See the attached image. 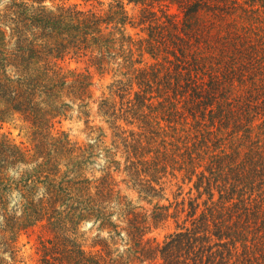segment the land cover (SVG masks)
<instances>
[{
  "label": "trees",
  "instance_id": "16d2710c",
  "mask_svg": "<svg viewBox=\"0 0 264 264\" xmlns=\"http://www.w3.org/2000/svg\"><path fill=\"white\" fill-rule=\"evenodd\" d=\"M82 1L92 7L6 0L0 9V121L20 116L34 148L30 158L0 135V264H22L19 237L39 223L52 235L37 264H264V0ZM68 57L86 66L66 68ZM95 73L113 75L98 102L112 143L92 181L85 172L105 128L89 127L99 134L84 145L53 128L75 106L90 118ZM120 152L124 181L142 197L156 198L171 175L193 184L189 198L138 212L116 189ZM169 218L174 232L145 240ZM85 221L116 248H86Z\"/></svg>",
  "mask_w": 264,
  "mask_h": 264
},
{
  "label": "rangeland",
  "instance_id": "374dc122",
  "mask_svg": "<svg viewBox=\"0 0 264 264\" xmlns=\"http://www.w3.org/2000/svg\"><path fill=\"white\" fill-rule=\"evenodd\" d=\"M6 0L0 1V9L5 6ZM45 4L49 7L58 6V5H70V4H79L83 8H91L90 4H86L82 0H45ZM99 8H107L105 6H98ZM139 7L134 5H128L127 11L129 15L134 18L139 14ZM128 31L136 38H140L141 35L144 34L141 32L140 28H134L131 25L128 26ZM140 34V35H139ZM148 59V56H147ZM150 60V59H148ZM66 68H84L86 64L83 61H79V59L68 57L66 60L61 62ZM113 75L108 74L106 77L101 78L99 74L95 73V87L93 88V100L91 101L88 109L90 110L91 116L89 119H86L84 116L78 115V107L75 106V110L70 114L72 117H69L62 122L57 121L54 124L53 130L55 132L65 131L69 133V136L72 141H77L80 144L84 145L88 142L94 143L96 142V138L99 134L98 131H90L89 127H104L106 132V137H104L103 147L99 149L97 156L93 158L92 163L85 172V175L89 180L96 181L97 179H101L104 175L103 169L110 165V162L105 154V147L111 146L112 143V132L110 131L107 123L103 121V118L98 114L99 104L98 102L101 100V96L103 92L107 90L108 84L113 80ZM87 124H89L87 126ZM124 125V124H123ZM126 129H132L131 127L125 126ZM31 129L28 127L27 123H25L20 116H16L14 119L9 120L8 122L2 123L0 121V135L7 134L19 145L23 146L25 150L28 151L29 157L32 158L34 152L29 151L33 150V135L30 132ZM89 135V136H88ZM115 160L121 162L119 168L121 171L115 172L113 170V178L119 182V185L116 187L117 190L122 192V195L125 196L127 202L131 203L135 208H137L138 212L151 214L155 207L158 206H169L171 203H175L177 201L181 202L184 198H189L188 192L193 184H184L182 180V176L179 178L172 177L169 175L166 179H164L163 190L159 192L154 199H146L144 196L142 197L139 191L134 190L130 184H127L124 180L127 177V173H125L126 167V158L120 152ZM63 166V165H62ZM64 168V167H63ZM114 169V168H113ZM64 173V170L61 171V174ZM182 175L181 173H179ZM182 186V188H181ZM160 187V186H158ZM42 190L38 192V198L42 195ZM182 192V193H181ZM19 200L17 194L11 198V203H14ZM174 211V209H172ZM19 215V214H18ZM114 221L117 220V215H115ZM99 222L94 223V221H85L80 224L78 227V235H83V242L86 245V248H92L93 250H97L101 248V244H97L98 242L108 241L111 247L116 248L114 243H110V235L105 231H99ZM176 228L175 218H169L163 221L159 226H154L153 229L145 236V240H153L156 242H163L165 238L172 232H174ZM49 230V229H48ZM52 234L46 229H44L43 223H39L38 225L29 227L19 237L17 249H18V257L17 261L22 264H37L40 258V240L46 237H50ZM108 237V238H107ZM103 241V242H104ZM95 244H97L95 246ZM122 248V247H121ZM148 260L143 264H152ZM160 258L155 260L153 264H159ZM138 264V262H137Z\"/></svg>",
  "mask_w": 264,
  "mask_h": 264
}]
</instances>
